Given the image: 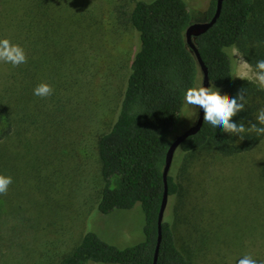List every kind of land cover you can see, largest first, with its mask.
Here are the masks:
<instances>
[{
    "label": "trees",
    "instance_id": "16d2710c",
    "mask_svg": "<svg viewBox=\"0 0 264 264\" xmlns=\"http://www.w3.org/2000/svg\"><path fill=\"white\" fill-rule=\"evenodd\" d=\"M0 4L8 7L6 11L14 22V38L23 48L27 61L15 67L9 65V74L0 86V175L12 178L8 193L14 191L23 174L41 170L43 157L52 160L51 147L58 146L61 139L70 138L67 137L69 132L63 135L64 122L55 112L64 104L70 105L72 98L66 97L65 103L62 99L55 100L57 86L47 97L35 95L34 89L47 80V75L56 81L61 66L67 70L65 53L68 50L73 48L81 56L78 38L82 27L72 25V19L77 16L70 14L68 3L63 0H0ZM260 8L256 0H224L215 25L194 39L208 70L210 86L214 85L222 95L229 96L244 90V111L233 120L244 124L245 132L241 139L239 135L232 136L203 122L200 131L187 138L174 155L167 177L169 198L178 194L172 169L175 160L183 155L213 145L222 156L234 157L250 152L264 139V134L248 130L252 124L264 127L257 120L260 110L264 109V90L249 81L234 78L235 65L231 56L232 48L238 47L254 68L257 61L264 60V11ZM215 10L216 0H211L206 11L208 20ZM128 23L140 45L130 62L114 122L96 140L102 185L95 208L106 216L116 211H131L139 205L145 219L144 240L120 249L95 233H86L59 264H153L157 219L164 193L163 169L173 142L168 137L179 122L186 90L200 85L202 74L185 40V31L192 24L185 1L137 0L128 15ZM16 40L10 42L16 44ZM67 66L69 73L64 80L71 74L68 63ZM64 84H68L67 80ZM42 116L46 120L38 122ZM42 124L57 130L51 135V144L48 138L42 137L46 136ZM71 146V153L63 157L62 162L72 166L78 175H85L88 163L73 164L76 146L74 143ZM41 148L43 152L39 153ZM62 162L57 166H64ZM261 175L264 181V164ZM1 195L5 203L14 197V193ZM37 203L40 207L41 203ZM1 208L2 205L0 214ZM38 216L42 221V210ZM157 264H190L178 248L174 231L167 221L162 224Z\"/></svg>",
    "mask_w": 264,
    "mask_h": 264
},
{
    "label": "rangeland",
    "instance_id": "374dc122",
    "mask_svg": "<svg viewBox=\"0 0 264 264\" xmlns=\"http://www.w3.org/2000/svg\"><path fill=\"white\" fill-rule=\"evenodd\" d=\"M63 1L68 3L70 14L77 16L72 19V25L82 27L78 38L81 56L73 48L68 50L67 70L61 66L56 81L47 75L44 83L51 89L57 86L55 100L62 99L65 103L66 97L72 98L70 105L64 104L55 112L64 122L63 135L69 132L70 138L61 139L58 146L51 147L53 161L43 157L41 170L23 174L14 191L6 193L7 196L14 193L10 202L5 203L3 195L0 196V264H59L86 233H95L120 249L144 240L145 219L139 205L131 211H116L106 216L95 208L102 185L96 140L114 122L130 62L140 45L128 23V15L137 0ZM183 1L192 24L208 21L206 11L211 0ZM256 1L264 11V0ZM6 8L0 4V39L15 43L14 22ZM231 56L234 78L258 86L249 79L239 78L243 74L240 65L247 60L238 47L232 48ZM67 63L71 74L65 85ZM9 65L0 62V86L9 74ZM198 111L199 108L184 102L179 122L168 139L172 141L192 127ZM41 120L46 119L42 116L38 122ZM42 126L43 134L46 133L42 137L49 141L57 130L47 124ZM71 143L76 146L72 163H88L85 175H78L72 166L62 162L71 153ZM61 162L64 166L58 167ZM263 164L264 139L250 152L234 157H224L209 145L175 160L172 176L179 190L168 200L164 221L170 223L178 248L190 264H238L244 255L264 261ZM41 210L43 219L39 221Z\"/></svg>",
    "mask_w": 264,
    "mask_h": 264
},
{
    "label": "clouds",
    "instance_id": "9594fccd",
    "mask_svg": "<svg viewBox=\"0 0 264 264\" xmlns=\"http://www.w3.org/2000/svg\"><path fill=\"white\" fill-rule=\"evenodd\" d=\"M0 62L10 63L14 67L26 63V55L22 47L13 44L9 39H0ZM242 71L241 79H249L258 84L260 89L264 90V60L257 61L255 68L247 62L243 61L240 65ZM51 87L42 83L34 89V94L40 97H47L51 94ZM245 92L241 89L235 96L221 94L220 90L214 85L204 87L198 85L189 87L184 95L185 102L188 105L203 109V120L209 123L213 128H221L223 132L232 136L245 132L244 124H238L233 120L238 113L244 111ZM257 120L264 125V109H261ZM254 131L258 135L264 134V127H257L252 124L248 129ZM12 183V178L0 175V194H6L8 186ZM238 264H264V261H257L250 255H244L238 260Z\"/></svg>",
    "mask_w": 264,
    "mask_h": 264
},
{
    "label": "water",
    "instance_id": "95a60500",
    "mask_svg": "<svg viewBox=\"0 0 264 264\" xmlns=\"http://www.w3.org/2000/svg\"><path fill=\"white\" fill-rule=\"evenodd\" d=\"M224 0H216V10L214 13V16L208 20L207 22L204 23H195L191 24L185 31V40L187 47L190 51L193 52L196 61L199 65L201 74H202V80H201V85L204 87H209L210 82H209V77H208V70L206 66L204 65L201 56L195 46L194 39L201 36L202 34H205L208 30H210L215 23L217 22L221 10H222V4ZM203 109L199 108L198 111V116L195 124L190 127L188 130H186L182 135L179 137L175 138L173 142L171 143L167 154H166V159H165V166L163 169V183H164V193H163V198L161 201L159 213H158V219H157V241H156V247H155V253H154V258H153V264H157V259H158V254H159V248L162 240V224L164 221V215L167 209L168 205V191H167V177L173 162L174 155L176 151L178 150L179 146L189 137H192L196 135L202 125H203Z\"/></svg>",
    "mask_w": 264,
    "mask_h": 264
}]
</instances>
